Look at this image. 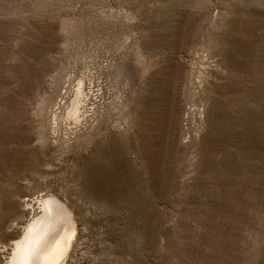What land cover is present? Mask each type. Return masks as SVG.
Segmentation results:
<instances>
[{"label": "rangeland", "instance_id": "obj_1", "mask_svg": "<svg viewBox=\"0 0 264 264\" xmlns=\"http://www.w3.org/2000/svg\"><path fill=\"white\" fill-rule=\"evenodd\" d=\"M68 75L96 115L55 134ZM37 193L68 264H264V0H0V245Z\"/></svg>", "mask_w": 264, "mask_h": 264}, {"label": "bare ground", "instance_id": "obj_2", "mask_svg": "<svg viewBox=\"0 0 264 264\" xmlns=\"http://www.w3.org/2000/svg\"><path fill=\"white\" fill-rule=\"evenodd\" d=\"M85 80L79 78L73 84L68 75L62 82L59 100L50 116L53 133L75 132L74 128L79 130L88 115H96L95 100L89 106ZM21 205L20 215L14 220L21 232L0 245V264H68L81 233L74 207L48 193L24 195Z\"/></svg>", "mask_w": 264, "mask_h": 264}]
</instances>
